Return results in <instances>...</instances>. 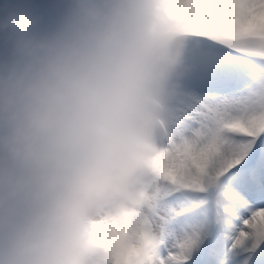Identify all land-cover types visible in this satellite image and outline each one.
Segmentation results:
<instances>
[{
    "label": "clouds",
    "instance_id": "1",
    "mask_svg": "<svg viewBox=\"0 0 264 264\" xmlns=\"http://www.w3.org/2000/svg\"><path fill=\"white\" fill-rule=\"evenodd\" d=\"M0 18V264H109L99 221L156 175L188 17L172 0H65Z\"/></svg>",
    "mask_w": 264,
    "mask_h": 264
},
{
    "label": "snow or ice",
    "instance_id": "2",
    "mask_svg": "<svg viewBox=\"0 0 264 264\" xmlns=\"http://www.w3.org/2000/svg\"><path fill=\"white\" fill-rule=\"evenodd\" d=\"M188 17L156 175L99 221L109 264H264V0H172Z\"/></svg>",
    "mask_w": 264,
    "mask_h": 264
},
{
    "label": "rangeland",
    "instance_id": "3",
    "mask_svg": "<svg viewBox=\"0 0 264 264\" xmlns=\"http://www.w3.org/2000/svg\"><path fill=\"white\" fill-rule=\"evenodd\" d=\"M15 1L16 0H0V18H2V16L5 13V10H6L5 9V6L6 5L8 6L9 9H12L13 7H16L14 5V2ZM31 1L32 0H26V1L24 0L23 2L22 1H19V2H21V5L18 2L17 3V7L19 6L21 9L26 8L27 3L31 2ZM64 2H65V0H51V1L50 0H36V2L33 3V4H35V6H33L34 7V11H35V16H39V14H41L42 17H45L46 14H48L49 17L52 16L51 18L52 19H55L56 16H57V15L55 16V14L59 12V10L62 7V5H63ZM42 4L44 5V8H43V5ZM30 5H32V4H30ZM40 6L43 9H46L47 13H44V10ZM51 12L54 13V16L50 14ZM42 13H44V14L42 15ZM43 24H44V21L43 22H38V27H45L46 25H43ZM2 35H3V33H2ZM2 55H3V50L0 48V56H2Z\"/></svg>",
    "mask_w": 264,
    "mask_h": 264
},
{
    "label": "bare ground",
    "instance_id": "4",
    "mask_svg": "<svg viewBox=\"0 0 264 264\" xmlns=\"http://www.w3.org/2000/svg\"><path fill=\"white\" fill-rule=\"evenodd\" d=\"M19 1H24V0H16L15 2H14V5L16 6V7H13L12 9H16V8H20L19 6L17 7V3L19 2ZM26 1V0H25ZM36 1V0H35ZM51 1V0H50ZM20 3V5H21V2H19ZM37 4V3H36ZM45 4V3H44ZM38 5V4H37ZM43 5V4H42ZM41 5V6H42ZM49 5V4H48ZM51 5V4H50ZM23 6V5H22ZM40 6V7H41ZM42 8V7H41ZM43 8H44V5H43ZM42 8V9H43ZM50 8V7H49ZM38 9V8H37ZM44 10V9H43ZM35 12V11H34ZM37 12V11H36ZM44 13H42V15H43ZM57 14V13H56ZM53 16H54V14H53ZM56 16V15H55ZM52 17V16H51ZM51 17H50V19H48V22L47 23H45V24H43V25H46V26H49L55 19H51ZM55 18V17H54ZM0 48L4 51V44H3V35H2V33H0Z\"/></svg>",
    "mask_w": 264,
    "mask_h": 264
}]
</instances>
